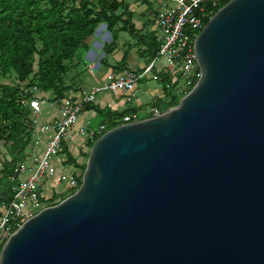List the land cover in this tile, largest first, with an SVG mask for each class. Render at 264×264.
Instances as JSON below:
<instances>
[{
	"label": "water",
	"instance_id": "95a60500",
	"mask_svg": "<svg viewBox=\"0 0 264 264\" xmlns=\"http://www.w3.org/2000/svg\"><path fill=\"white\" fill-rule=\"evenodd\" d=\"M195 53L179 104L96 140L77 191L0 264H264V0L225 5Z\"/></svg>",
	"mask_w": 264,
	"mask_h": 264
},
{
	"label": "built area",
	"instance_id": "2783aa9c",
	"mask_svg": "<svg viewBox=\"0 0 264 264\" xmlns=\"http://www.w3.org/2000/svg\"><path fill=\"white\" fill-rule=\"evenodd\" d=\"M144 1L154 6L152 20L160 48L156 58L145 65L141 72L109 69L100 70L104 74L99 76L100 71L91 66V72L98 76V82L72 91L58 100V116L47 122L41 119L47 101L41 97L29 101V109L36 117L29 125L32 135L25 147L27 159L15 167L6 180V187L0 190V246L14 230L46 208L45 203L53 197L54 192L46 196L44 188L52 179L59 187L65 186L67 191L73 192L80 187L81 176L58 171V165L62 166L63 162L55 165V161L65 147L69 151L70 147H75L76 137L81 133H84L81 144L88 145L111 130L106 124L92 127V118L80 126L85 105L94 104L112 111H118L120 106H134L140 82L153 74L155 64L160 59L166 62L163 73L169 75L171 80L176 79L175 84L181 81L186 93L201 76L195 53L196 39L215 14L232 0ZM163 112L153 106L147 118L158 117ZM139 120V113H132L124 117L119 126ZM28 160L32 161L31 165H27ZM58 186H51L52 190L56 191Z\"/></svg>",
	"mask_w": 264,
	"mask_h": 264
},
{
	"label": "trees",
	"instance_id": "16d2710c",
	"mask_svg": "<svg viewBox=\"0 0 264 264\" xmlns=\"http://www.w3.org/2000/svg\"><path fill=\"white\" fill-rule=\"evenodd\" d=\"M70 2L72 4L79 2V4L70 6ZM133 18V12L126 0H0L2 73L6 76L14 72L19 83L26 84L34 74L32 57L38 54L42 61L39 63V72L35 74L39 75L35 86L43 92L54 90L55 96L52 100H61L68 93L76 92L63 84L62 77L68 72V67L64 63L87 51L89 38L103 23L109 31L115 30V27L121 23V31L139 42L141 48L145 49L143 55L148 57L147 61L150 63L156 58L160 48L157 33L150 30L148 34L143 35L133 24ZM37 42L42 45L40 50L37 48ZM106 65L105 71L109 69L122 71L127 68L119 65L114 69ZM156 80L162 85L171 83V77L165 74H157ZM163 92L166 95V90ZM20 95L22 90L19 86L5 85L0 96L1 140L4 141L11 158L10 161L2 162L0 154V190L6 187V185L1 186V183L7 180L18 164L27 159L24 152L29 140L23 141L22 131L28 112L22 104ZM169 96H171L170 102L165 96L157 100L154 106L162 110L177 106L178 98L172 91H169ZM84 109L94 111L97 114L98 124H106L109 129L119 126L124 117L138 112L134 109L112 111L94 104H86ZM3 121H8L9 124L3 126ZM94 143L88 144L93 147ZM17 147H19L18 151L13 150ZM64 153L67 156V164L84 173L86 165H79L67 147ZM2 247L0 246V252Z\"/></svg>",
	"mask_w": 264,
	"mask_h": 264
},
{
	"label": "rangeland",
	"instance_id": "374dc122",
	"mask_svg": "<svg viewBox=\"0 0 264 264\" xmlns=\"http://www.w3.org/2000/svg\"><path fill=\"white\" fill-rule=\"evenodd\" d=\"M121 1V0H120ZM128 3L130 10L133 12V24L135 27L142 32L143 35L148 34L149 31H155L153 26V15L155 12L154 6L152 4L147 3L143 0H126ZM70 6H78L79 2L76 4L69 3ZM96 4V1H94ZM122 13V11H120ZM119 13V14H121ZM125 19V18H124ZM122 24L120 23L115 27V30L109 31L107 29L106 24H101L97 28L95 34L89 38L88 40V49L87 51L82 52L79 56L75 57L69 62H65L64 64L68 67V72L62 77L63 84L66 87H69L72 90H78L81 87H90L95 85L98 81L91 76V66L92 68L98 69V66L102 64L103 66L100 67L103 71L106 64H108L111 68H118L117 66L122 65L124 70H135L141 72L145 65H148L147 58L143 55L145 49L141 48L142 46L139 45L137 40H134L129 34L124 33L121 31ZM37 48L40 50L42 45L40 42H37ZM34 63V74H32L26 84H20L17 78V75L14 72L7 74L6 76L2 73L1 63H0V96L2 95V88L5 85H10L12 87L19 86L22 90V95H20V99H22V104L24 105L25 109L27 110V116L24 120V129L22 131L23 141L30 140L31 138V131L29 125L33 123L35 119V115L29 109V101L36 98L41 97L45 98L44 96H55L54 90L43 92L40 88L36 87L35 84L38 83L39 75H35L39 72V63L42 61L40 55H34L32 57ZM106 62V64L104 63ZM165 60H158L155 64V70L152 75H150L147 79H143L138 87L137 95L142 102L145 103L144 108H139V117L140 120L147 119L150 113L151 107L154 106L155 102L159 100V93L161 90H166V95H162L160 99L167 97L168 102H170L171 96H169V91L173 92L178 98V102L188 93L183 92V87H181V81H178L175 84L176 79H172L170 84L162 85L157 82L156 75L163 74L165 69ZM105 71V70H104ZM104 74V72H99V76ZM175 84V85H174ZM167 87V88H166ZM69 94V93H68ZM155 97H154V95ZM154 97L153 101L149 103L151 97ZM158 96V97H157ZM102 98V96H100ZM57 101H53L51 103L56 104ZM9 124L8 121H3L2 125L7 126ZM98 121H92V127H97ZM84 133L80 134V139H76L75 147H70L71 155L77 160L78 164L81 166H85L88 162L89 154L92 148L91 144H81L82 137ZM4 141L1 140V133H0V154L1 159L6 160L9 158V150L4 147ZM15 149V148H14ZM13 149V150H14ZM16 150V149H15ZM18 150V149H17ZM75 170V171H74ZM70 168L69 166L66 168L67 173H71L74 175L83 176V171L77 168ZM49 188L46 189L44 194L49 196L50 194ZM75 191H67L65 186L60 187L58 190L54 191L53 197L45 203V207L54 206L67 197L71 196ZM2 213L5 210H1ZM39 213V212H38ZM8 233L6 234V238H8Z\"/></svg>",
	"mask_w": 264,
	"mask_h": 264
},
{
	"label": "crops",
	"instance_id": "0c3cea01",
	"mask_svg": "<svg viewBox=\"0 0 264 264\" xmlns=\"http://www.w3.org/2000/svg\"><path fill=\"white\" fill-rule=\"evenodd\" d=\"M101 66L99 65L98 66V69H96V70H101V68H100ZM90 72H91V70H90ZM91 76L95 79V81H97V78H98V76L97 75H95V74H93L92 72H91ZM84 87H86V86H84ZM82 88V87H81ZM154 95V94H153ZM162 95H164V92L161 90V92L159 93V97L161 98L162 97ZM45 98H42L43 100H46L47 101V104H45V106H44V109H43V112H42V115H41V119H42V122H47V121H49V120H52L53 118H55V117H57L58 116V106L56 105V104H53V103H51V102H53V100H52V98L54 97V96H52V97H49V96H44ZM154 97H155V95H154ZM154 97L152 96L151 98H150V100H149V103L148 104H150L152 101H153V99H154ZM158 97V96H157ZM159 98V99H160ZM152 100V101H151ZM151 101V102H150ZM122 105H123V103H122ZM144 105H145V103L144 102H142L141 100H140V98L138 97V95H137V97H136V99H135V104H134V106H132V105H127L126 107L125 106H120V107H118V111L119 112H121V111H124V110H128V109H134V110H137L138 112H139V108L141 107V108H144ZM137 112V113H138ZM90 118H92L93 120V122L95 121V120H97L98 121V119H97V114L94 112V111H84V113H83V115H82V117L80 118V120H79V124H80V126H82L83 125V123L86 121V120H88V119H90ZM76 139H80V137L78 136V137H76ZM81 142H82V140H81ZM5 147V145L3 146V148ZM1 149L2 148H0V151H1ZM16 149V150H15ZM14 150L15 151H18L19 150V147H17V148H15ZM18 149V150H17ZM70 152V151H69ZM11 160V158H10V156H9V158H7L6 160H3L2 159V162H7V161H10ZM63 162V165L61 166H59L58 165V171H62V172H64V173H67L65 170H66V168L69 166L68 164H67V156H66V154L64 153V152H62V154L60 155V157L55 161V165H57V164H59V162ZM32 164V161L31 160H28V162H27V165H31ZM70 168H72L73 170H74V167L73 166H69ZM75 171V170H74ZM71 173H73V172H71ZM4 185H6V180L5 181H3L2 183H1V186H4ZM51 186H55V187H57L58 185H57V183L55 182V180L54 179H52L50 182H49V185L47 186V187H45L44 188V192L46 191V189L47 188H49V189H51L50 190V194H49V196L51 195V193H53L55 190H52V187ZM59 187V186H58ZM60 188V187H59ZM58 188V189H59ZM57 189V190H58Z\"/></svg>",
	"mask_w": 264,
	"mask_h": 264
},
{
	"label": "bare ground",
	"instance_id": "6f19581e",
	"mask_svg": "<svg viewBox=\"0 0 264 264\" xmlns=\"http://www.w3.org/2000/svg\"><path fill=\"white\" fill-rule=\"evenodd\" d=\"M78 136H79V135H78ZM78 136H77V137H78ZM79 137H80V136H79Z\"/></svg>",
	"mask_w": 264,
	"mask_h": 264
}]
</instances>
